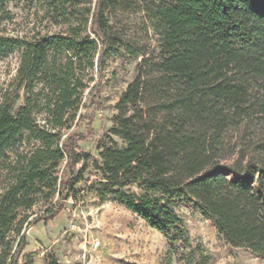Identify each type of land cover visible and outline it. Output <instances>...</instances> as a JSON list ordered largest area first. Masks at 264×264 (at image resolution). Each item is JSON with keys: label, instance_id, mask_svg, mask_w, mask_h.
I'll list each match as a JSON object with an SVG mask.
<instances>
[{"label": "trees", "instance_id": "1", "mask_svg": "<svg viewBox=\"0 0 264 264\" xmlns=\"http://www.w3.org/2000/svg\"><path fill=\"white\" fill-rule=\"evenodd\" d=\"M14 1L0 0V58H18L0 92V264H19L25 229L83 193L124 207L171 251L187 244L188 204L228 247L264 260V0H36L60 30L28 36L5 32ZM115 54L138 63L92 157L68 132Z\"/></svg>", "mask_w": 264, "mask_h": 264}, {"label": "rangeland", "instance_id": "2", "mask_svg": "<svg viewBox=\"0 0 264 264\" xmlns=\"http://www.w3.org/2000/svg\"><path fill=\"white\" fill-rule=\"evenodd\" d=\"M87 5L95 0H80ZM36 0H15L7 9L13 16L5 25L9 35L56 33L41 15L35 13ZM17 55L0 58V92L11 82L17 68ZM138 60L115 54L105 62L102 78L85 92L74 127L77 152L97 156V146L112 126L114 105L130 82ZM94 85V86H93ZM93 86V87H92ZM22 104L20 100L16 106ZM77 137H84L80 142ZM79 167V166H77ZM83 182L85 190L96 178L88 166ZM64 212L53 221H38L24 231L25 244L19 264H264L247 251L228 247L215 228L188 204H181L177 214L186 233L187 244L169 250L161 234L114 202H100L94 194L83 193L79 201L68 200ZM40 215L39 208L34 209ZM96 244V250L92 245Z\"/></svg>", "mask_w": 264, "mask_h": 264}, {"label": "built area", "instance_id": "3", "mask_svg": "<svg viewBox=\"0 0 264 264\" xmlns=\"http://www.w3.org/2000/svg\"><path fill=\"white\" fill-rule=\"evenodd\" d=\"M96 248H97V245H96V244H93V245H92V249H93V250H96Z\"/></svg>", "mask_w": 264, "mask_h": 264}]
</instances>
